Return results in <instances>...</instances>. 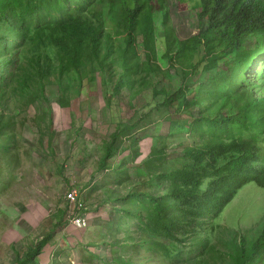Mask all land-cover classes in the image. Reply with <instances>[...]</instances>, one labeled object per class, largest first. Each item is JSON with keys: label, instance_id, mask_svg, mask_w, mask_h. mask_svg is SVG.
<instances>
[{"label": "rangeland", "instance_id": "rangeland-1", "mask_svg": "<svg viewBox=\"0 0 264 264\" xmlns=\"http://www.w3.org/2000/svg\"><path fill=\"white\" fill-rule=\"evenodd\" d=\"M178 1L157 3L150 60L142 45L125 52L128 34L119 33L115 14H106L107 41L98 62L86 60L75 70L61 69L58 46L39 49L48 59L33 68L37 55L28 40L37 21L28 20L20 44L12 38L16 28L2 24L0 264H251L260 237V260L253 264H264V188L255 182L219 216L207 215L202 226L180 232L178 240L157 227L151 196L165 194L170 182L156 176L190 166L185 147L212 138L204 124L212 98L203 100L199 89L228 68L222 63L202 76L210 65L206 57L201 62L202 47L172 56L166 51L164 27L190 46L207 30V21L198 17L200 1ZM87 39L80 43L84 49L92 45ZM263 42L250 40L247 49H262ZM88 53L93 57V46ZM196 65L197 73L189 69ZM247 77L236 87L241 93L221 99L227 114L239 94H262L264 63ZM234 79L240 84L238 70ZM182 99L185 109L178 110ZM233 132L264 150V127ZM72 191L80 205L70 200Z\"/></svg>", "mask_w": 264, "mask_h": 264}, {"label": "trees", "instance_id": "trees-1", "mask_svg": "<svg viewBox=\"0 0 264 264\" xmlns=\"http://www.w3.org/2000/svg\"><path fill=\"white\" fill-rule=\"evenodd\" d=\"M160 1L163 0H0V27L6 23L9 31L16 28L17 34L12 38L20 44L21 40L26 41L28 20L37 21L34 35L28 40L37 55L32 63L33 68L43 67L40 61L48 59L40 55L39 49L58 46L61 69L67 71L80 68L86 60L95 58L97 61L107 41L105 15L115 14L119 33L128 34L125 52L134 50L135 44L142 45L143 52L150 60L156 44L154 15L160 10L157 9ZM186 1L178 2L183 4ZM199 1L198 17L207 21L206 32L193 39L190 46L188 41L180 43L172 38L170 28L166 26V51L172 56L176 52L194 53L195 49L202 47L204 57L201 62L206 57L210 64L203 67L202 76L206 75L207 69L217 68L222 63L228 64V68H220L199 89L203 100L207 95L212 98L208 102V118L204 121L210 128L212 138H203L201 144L190 143L185 147L184 157L192 161L190 166L156 176L170 182L165 194L151 196L157 227L174 240H178L180 232L186 233L202 226L207 215L219 216L248 184L255 182L264 188L263 147L252 140L239 141L233 132L237 127L248 130L251 127H264V77L262 94L247 97L237 94L236 104L231 106L229 114L224 110L225 105L219 104L224 94L235 91L236 95L242 91L236 87L244 86V80L248 79L244 77L253 66L258 68L262 62L263 68L264 42L262 49L256 51L248 50L247 45L257 37H263L264 41V0ZM89 3L97 4L90 8ZM98 4L105 5L107 9ZM138 32L140 34L135 37ZM87 38L92 45L84 49L80 43L89 42ZM3 40L4 37L0 35V43ZM92 46L93 57L88 53L92 51ZM107 51L111 52L110 47ZM226 57L233 62L229 64ZM190 67L196 73L200 68L199 65ZM236 70L240 84H236L234 79ZM127 73L128 67L125 75ZM216 93L220 94L217 100ZM184 104L182 99L178 110H184ZM194 129L192 124V131L197 132ZM43 245H46V241L40 242L35 255L40 253ZM260 251L261 237L249 256L251 264L260 260Z\"/></svg>", "mask_w": 264, "mask_h": 264}, {"label": "built area", "instance_id": "built-area-1", "mask_svg": "<svg viewBox=\"0 0 264 264\" xmlns=\"http://www.w3.org/2000/svg\"><path fill=\"white\" fill-rule=\"evenodd\" d=\"M73 193H74L73 191L70 192V195H69L70 200H71L72 202H74V203H78V204L80 205L81 203L79 202L78 197L75 196ZM71 201H70V203H71ZM71 205H72V203H71ZM72 206H73V205H72Z\"/></svg>", "mask_w": 264, "mask_h": 264}]
</instances>
